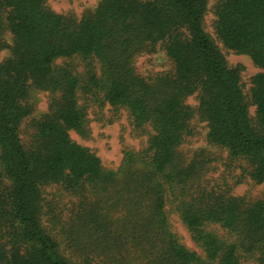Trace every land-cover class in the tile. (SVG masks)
Instances as JSON below:
<instances>
[{"label":"trees","instance_id":"16d2710c","mask_svg":"<svg viewBox=\"0 0 264 264\" xmlns=\"http://www.w3.org/2000/svg\"><path fill=\"white\" fill-rule=\"evenodd\" d=\"M208 2L99 0L76 20L45 0H0L13 38L0 63V264H264V201L233 195L225 178L209 183L215 159L179 150L195 114L186 100L197 94L208 143L246 164L234 184L264 183V0L214 6L223 46L260 69L250 89L254 122L241 69L204 31ZM159 44L173 72L141 77L135 58ZM31 89L51 98L25 147L19 127L32 113ZM91 104L126 110L147 137L116 170L70 136L89 137ZM52 186L72 201L65 226L56 216L43 223ZM172 213L200 254L173 232Z\"/></svg>","mask_w":264,"mask_h":264},{"label":"rangeland","instance_id":"374dc122","mask_svg":"<svg viewBox=\"0 0 264 264\" xmlns=\"http://www.w3.org/2000/svg\"><path fill=\"white\" fill-rule=\"evenodd\" d=\"M99 0H45V6L51 11L59 15H70L76 20H80L82 16L94 12ZM219 0H209L207 12L204 16L203 28L212 42L217 46L221 53L225 56L227 65L231 68L239 67L240 84L244 95L249 103V117L255 121V107L250 105V89L252 86V78L260 72L246 55H238L233 51L226 49L222 42L215 34V14L214 6ZM6 13L1 11L0 14V63L11 57V47L13 46V38L5 26ZM63 63L58 60L57 64ZM77 69L82 73V63L78 60L74 61ZM137 74L141 77L149 78L157 74L173 72V64L166 55L162 45H158L155 51L150 54L137 56L134 61ZM98 68V66H97ZM51 95L48 92L31 89L28 97L24 101L31 107L32 113L26 118L19 127V136L22 144L28 147L31 143V135L33 133L32 122L38 120L48 110V102ZM186 104L195 111L193 119L190 121L192 134L187 137L179 150L187 159L192 158L194 154L201 151L207 153L208 157L215 159L212 162V168L207 173L206 179L209 183H221L222 178L227 179L229 185L232 186V194L235 196H245L251 200L264 201V183L260 185L254 184L249 178L245 177L239 184H234L233 177L240 175L242 168L246 167L243 161L230 160L227 151L213 146L207 141V124L197 116L198 96L197 94L189 97ZM88 119L90 127V135L84 139L75 132H70V136L76 143L87 147L95 153L100 159L102 165L107 169L116 170L122 160L125 150L139 151L145 147L146 135H139L131 124L129 114L124 109L115 110L108 104L103 106L91 104L88 108ZM1 171V165H0ZM44 201L48 204V216L43 218V223L51 226V217L56 216L63 222L65 226V218L68 209L72 207L71 199L61 187L52 186L44 190ZM170 224L173 232L178 236L180 242L189 250L201 253L189 237L185 227L182 225L178 216L174 213L170 214ZM60 227L59 225H57Z\"/></svg>","mask_w":264,"mask_h":264}]
</instances>
